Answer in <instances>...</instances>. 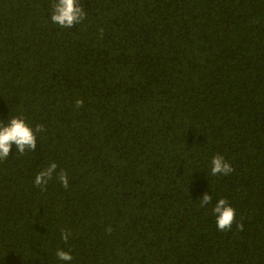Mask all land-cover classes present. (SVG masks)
<instances>
[{
    "label": "trees",
    "instance_id": "trees-1",
    "mask_svg": "<svg viewBox=\"0 0 264 264\" xmlns=\"http://www.w3.org/2000/svg\"><path fill=\"white\" fill-rule=\"evenodd\" d=\"M52 2L0 0V122L46 129L0 162V264H264V0H79L70 29Z\"/></svg>",
    "mask_w": 264,
    "mask_h": 264
},
{
    "label": "clouds",
    "instance_id": "clouds-1",
    "mask_svg": "<svg viewBox=\"0 0 264 264\" xmlns=\"http://www.w3.org/2000/svg\"><path fill=\"white\" fill-rule=\"evenodd\" d=\"M50 20L52 23L61 28L70 29L76 24L81 23L86 18V13L79 3V0H53L50 5ZM102 31V30H101ZM83 106V100L77 98L75 107ZM44 125L37 124L35 129L30 127L22 116H14L8 120L7 124L0 122V162L5 161L10 154L12 145L14 144L18 155H23L26 151H34L37 144V133L45 132ZM58 165L56 162H50L49 165L40 170L33 180V186L39 187L41 191H46L48 183L55 178L60 182L65 189L69 186L68 174L61 169L56 172ZM234 171L231 164L225 160L223 155L215 154L211 159L210 174L212 176L230 175ZM212 203V196L205 193L200 199V206L205 207ZM215 216V223L218 231H227L232 227L235 221V209L231 207L225 198H219L211 209ZM237 229H242V224L236 222ZM108 233H111L112 228H106ZM71 231L68 229L60 230V239L67 244ZM55 256L59 261L71 262L73 256L69 251L62 248H57Z\"/></svg>",
    "mask_w": 264,
    "mask_h": 264
}]
</instances>
